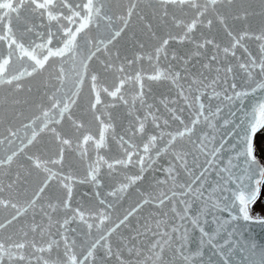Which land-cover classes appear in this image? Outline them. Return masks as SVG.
<instances>
[{"label":"water","instance_id":"obj_1","mask_svg":"<svg viewBox=\"0 0 264 264\" xmlns=\"http://www.w3.org/2000/svg\"><path fill=\"white\" fill-rule=\"evenodd\" d=\"M262 112L264 0H0V264L258 260Z\"/></svg>","mask_w":264,"mask_h":264},{"label":"snow or ice","instance_id":"obj_2","mask_svg":"<svg viewBox=\"0 0 264 264\" xmlns=\"http://www.w3.org/2000/svg\"><path fill=\"white\" fill-rule=\"evenodd\" d=\"M260 127H264V112H262L254 122L249 121L244 124L242 127L243 130L240 132V143L243 146V152L240 154L244 156L246 161L251 163H255L256 161L253 148V137ZM245 179L246 184L236 197L239 202V212L242 214L245 221L255 222L249 215V206L256 201L259 185L261 182H264V168H257L255 171L247 172ZM250 264H264V248L261 249L259 259H252Z\"/></svg>","mask_w":264,"mask_h":264},{"label":"trees","instance_id":"obj_3","mask_svg":"<svg viewBox=\"0 0 264 264\" xmlns=\"http://www.w3.org/2000/svg\"><path fill=\"white\" fill-rule=\"evenodd\" d=\"M254 152L264 165V128L255 138ZM249 212L255 219L264 218V182L261 185V191L258 198L250 205Z\"/></svg>","mask_w":264,"mask_h":264}]
</instances>
